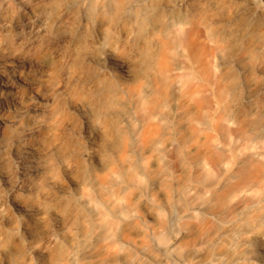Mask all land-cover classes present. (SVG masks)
Wrapping results in <instances>:
<instances>
[{
    "label": "rangeland",
    "instance_id": "obj_1",
    "mask_svg": "<svg viewBox=\"0 0 264 264\" xmlns=\"http://www.w3.org/2000/svg\"><path fill=\"white\" fill-rule=\"evenodd\" d=\"M120 3L134 17L131 33L119 34L131 72H105L101 106L73 92L91 80L68 74L59 52L23 67L22 99L4 106L0 172L19 179L24 158L31 190L19 201L34 219L8 200L0 229L14 238L9 248L0 241V264H207L218 253L233 258L235 237L264 225L263 182L229 221L210 208L241 170L264 164V0ZM165 42L168 70L157 64ZM205 168L211 179H192ZM208 219L211 232L178 252Z\"/></svg>",
    "mask_w": 264,
    "mask_h": 264
},
{
    "label": "bare ground",
    "instance_id": "obj_2",
    "mask_svg": "<svg viewBox=\"0 0 264 264\" xmlns=\"http://www.w3.org/2000/svg\"><path fill=\"white\" fill-rule=\"evenodd\" d=\"M133 21L132 15H122L120 0H0V128L5 121L4 106H16L24 94L21 86L27 83L28 74L22 68L33 61L39 66L51 64L58 52L65 58L64 65L68 74L84 76L86 82L91 80L89 86L86 83L75 86L73 83V92L78 94L81 101L101 106L104 102V90L110 85L105 72L120 68L130 75L127 59L119 50V34L124 30L128 36ZM175 40L178 41L179 38L176 37ZM59 41L64 44L60 51L57 48ZM180 42L181 40L177 44ZM106 46L108 50L102 51ZM35 48L36 57L29 58L28 51ZM167 50L168 42H165L157 61L158 67L165 70H168ZM91 61L97 62L99 67H94ZM94 70H99V74L92 77ZM24 162L22 157L16 160L18 172L22 175L17 180H13L5 172H0V219L7 209L8 200L15 208L34 219L31 209L19 201L22 193L31 190L25 178ZM205 170L203 175L193 176L192 179L207 182L213 173L207 168ZM240 173L237 182L216 194L214 205L210 207L219 221L233 219L246 205L250 191L264 183V164L253 169H243ZM3 184L7 187L5 194L1 188ZM107 219L104 221L107 222ZM102 224L106 229L104 234H107L108 224ZM212 226L209 219L204 220V223L191 232L190 239L185 240L178 252L194 245L199 238L210 233ZM157 236L162 242H167L161 232ZM13 238L11 231L0 229V241L4 248L13 244ZM263 238L264 225L261 223L235 237L240 250L233 258L218 253L207 264H235L248 255L264 260V247L253 244ZM48 242L51 244L55 239L51 237ZM46 247L34 251L41 253ZM128 258L129 262L136 259L134 253H129Z\"/></svg>",
    "mask_w": 264,
    "mask_h": 264
}]
</instances>
